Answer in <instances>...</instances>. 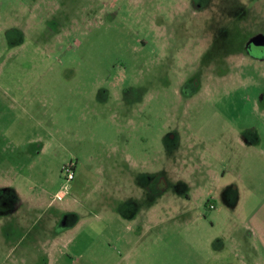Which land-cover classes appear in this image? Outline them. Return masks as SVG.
I'll return each mask as SVG.
<instances>
[{
	"label": "rangeland",
	"instance_id": "1",
	"mask_svg": "<svg viewBox=\"0 0 264 264\" xmlns=\"http://www.w3.org/2000/svg\"><path fill=\"white\" fill-rule=\"evenodd\" d=\"M257 35L264 0H0V264H46L3 229L23 200L82 221L60 264H252Z\"/></svg>",
	"mask_w": 264,
	"mask_h": 264
},
{
	"label": "crops",
	"instance_id": "2",
	"mask_svg": "<svg viewBox=\"0 0 264 264\" xmlns=\"http://www.w3.org/2000/svg\"><path fill=\"white\" fill-rule=\"evenodd\" d=\"M257 134V133H256ZM259 135V134H257ZM248 145H253V148L257 152H259L263 158H264V138H254L252 140L247 141ZM238 179V182L240 187V191L242 192V195L238 196V191L236 190V187L234 188V197L236 201L238 199L241 200L240 203L234 202V207L239 206V208H249V214L248 217L245 218L246 226H250V228L253 230V233L256 235V240H258L259 246H255L256 253L254 255V258H252V264H264V261L260 257H264V170L262 172L253 173L248 181H244L242 179L243 175L241 173H238V176H236ZM249 184L247 186L246 184ZM244 189H243V188ZM57 193H60L59 191ZM56 193V194H57ZM61 194V193H60ZM66 195H63V198H65ZM239 200V201H240ZM234 201V200H233ZM212 202V201H211ZM55 204H57L56 201L50 200L49 202L42 201V200H36V201H22L21 204H16L17 207L10 210L9 218L10 222L3 225V229L7 225H10L6 228V230H9L10 233L20 232L23 231L22 236L16 235L18 237V240L21 243V240L27 239L30 243L28 247H36L37 249H40L44 255H46L47 261L46 264H60V260L62 259V256L66 253L63 249L64 245L62 243L66 244V239L68 238V246L69 248H75V233L78 229L77 225L81 223V220H75L71 225L67 226V218L60 216V208L62 204H57V208L54 210L53 214L51 215V212L49 211V208L54 207ZM24 205H27V209H24L23 215H20V211L23 208ZM237 205V206H236ZM63 206V205H62ZM14 207V206H13ZM41 209V215L38 217H32L30 213H33L34 210ZM214 208V207H212ZM45 209V210H44ZM47 212L45 215H42V213ZM19 213V215H18ZM190 219V218H189ZM188 219V220H189ZM196 219L198 220L199 217ZM157 220L158 219H154ZM195 219L192 218V221ZM149 223L151 221H148ZM2 224V223H1ZM156 224V223H154ZM158 226V225H157ZM147 229H145L141 234L145 233ZM70 232H72V235H70ZM69 235L67 236V234ZM251 235V234H249ZM74 236V237H72ZM18 242V243H19ZM40 244V246H39ZM60 246V247H59ZM241 244L237 243V247L240 249ZM16 247V246H15ZM258 247V248H257ZM258 249H260L261 256L258 254ZM224 252L223 248H221L218 252ZM226 253V252H225ZM227 254V253H226ZM228 255H232V257H236V255H233L231 251H228ZM90 258H94V256L90 255ZM95 259V258H94ZM95 263L96 260H95ZM203 264H209L208 262H203ZM231 264H243L240 259H232Z\"/></svg>",
	"mask_w": 264,
	"mask_h": 264
},
{
	"label": "flooded vegetation",
	"instance_id": "3",
	"mask_svg": "<svg viewBox=\"0 0 264 264\" xmlns=\"http://www.w3.org/2000/svg\"><path fill=\"white\" fill-rule=\"evenodd\" d=\"M248 52L255 58L264 57V36L257 35L248 43ZM229 75V74H228ZM227 76V73H225L224 77ZM71 164V163H70ZM70 167V169L73 170L72 164L71 165H65L63 167V170L65 167ZM68 219V217H65Z\"/></svg>",
	"mask_w": 264,
	"mask_h": 264
},
{
	"label": "built area",
	"instance_id": "4",
	"mask_svg": "<svg viewBox=\"0 0 264 264\" xmlns=\"http://www.w3.org/2000/svg\"><path fill=\"white\" fill-rule=\"evenodd\" d=\"M65 173H66V180L68 181V180H72V178H73V170L72 169H70V167H65ZM61 193V194H60ZM60 193H59V196L60 195H62V194H64L65 193V190L64 189H62L61 191H60ZM211 207H213L212 205H211Z\"/></svg>",
	"mask_w": 264,
	"mask_h": 264
}]
</instances>
